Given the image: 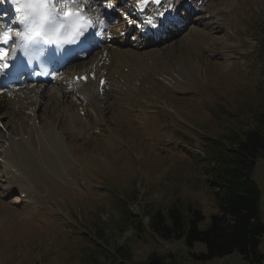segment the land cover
Segmentation results:
<instances>
[{
    "label": "rangeland",
    "instance_id": "374dc122",
    "mask_svg": "<svg viewBox=\"0 0 264 264\" xmlns=\"http://www.w3.org/2000/svg\"><path fill=\"white\" fill-rule=\"evenodd\" d=\"M198 8L170 41L139 53L117 45L131 59L114 58L124 72H110L107 99L90 105L55 86L39 110L46 133L33 122L30 94L1 108L0 264H120L125 251L129 264L153 252L184 264H244L237 251L197 261L190 251L203 244L190 249L150 229L152 216L174 203L186 215L190 205L202 210V226L210 223L219 208L203 137L245 129L264 105V0H203ZM77 109L87 121H76ZM11 138L18 141L5 157L16 175L4 162ZM254 178L264 220V157Z\"/></svg>",
    "mask_w": 264,
    "mask_h": 264
},
{
    "label": "trees",
    "instance_id": "16d2710c",
    "mask_svg": "<svg viewBox=\"0 0 264 264\" xmlns=\"http://www.w3.org/2000/svg\"><path fill=\"white\" fill-rule=\"evenodd\" d=\"M251 121L245 129L228 127L221 136L203 137L205 172L219 208L207 226H202L206 219L202 210L190 205V214L186 215L178 203L171 205L167 213L157 211L150 220V229L164 238L182 239L190 249L196 243L203 244L201 252L190 251L197 261L237 251L244 264H264L262 192L254 178L257 161L264 157V105L253 113ZM99 235L103 238L101 231ZM129 252L123 253L126 261L120 264H129ZM145 264L184 263L153 252Z\"/></svg>",
    "mask_w": 264,
    "mask_h": 264
},
{
    "label": "snow or ice",
    "instance_id": "6c2138e0",
    "mask_svg": "<svg viewBox=\"0 0 264 264\" xmlns=\"http://www.w3.org/2000/svg\"><path fill=\"white\" fill-rule=\"evenodd\" d=\"M11 3L17 13L15 23L19 26L6 25L0 30V73L14 67L12 61L17 59V53L26 58L25 64H31L52 46V55H55L68 46L88 44L96 35H111L107 32L106 20L99 13L93 14V0H11ZM179 3L180 0H137L141 11L149 4L155 7L140 21L122 15L128 24L157 29V33H153L156 35L179 23L172 15ZM104 6L115 7L111 0H104ZM78 79L87 80V77Z\"/></svg>",
    "mask_w": 264,
    "mask_h": 264
},
{
    "label": "bare ground",
    "instance_id": "6f19581e",
    "mask_svg": "<svg viewBox=\"0 0 264 264\" xmlns=\"http://www.w3.org/2000/svg\"><path fill=\"white\" fill-rule=\"evenodd\" d=\"M193 1L195 0H180V3L177 5L178 7L182 6V5H189L190 3H192ZM155 6L152 5L151 8H154ZM222 16V15H221ZM126 34V33H125ZM120 49L122 48L123 51H125L124 47H119ZM107 49L108 51H102L101 54H99V56L91 63H87L83 66H79V67H76L73 71H72V76H71V81L68 83V86L75 89L76 91H78L79 93H81L83 96H84V99H87L88 100V103L91 105L93 104L94 102L98 101V100H101L102 98L104 99H107V95H108V91L105 90L103 94H101L100 90H99V81H100V78L102 76L105 75V71L106 69L108 70V72H116L117 70V61H115V64H112V62H114V58H116L117 60L122 61L125 60L126 58H128L130 56V50L128 51L129 53L127 54L128 56H124V55H121V53H123V51L121 50V53H117L115 52L116 49H118V47L116 45H108L107 46ZM131 49V48H130ZM138 52L137 50H134L132 49L131 52ZM127 53V52H126ZM139 53V52H138ZM125 54V53H124ZM139 55V54H138ZM132 58L134 57V55H131ZM137 57V56H136ZM139 57V56H138ZM129 59H131L129 57ZM118 61V62H119ZM126 61V60H125ZM124 61V63H125ZM128 61V60H127ZM97 62V63H96ZM122 63V62H121ZM129 64V61L125 64L127 65ZM119 69V68H118ZM95 72L96 73V78L93 79V78H89L88 81L86 82H75L74 81V76L76 73H79V74H82L84 72ZM121 73L120 74H123V70L122 68L120 69ZM108 80L109 77H107ZM108 81H107V84L106 86L108 85ZM55 88V85L54 86H36V87H32V86H28L24 89H20L19 91H11L10 93L11 94H14V97H9L8 96V93H5V92H0V110L1 108L9 103L11 105L10 102H14V99L15 97H17L19 100L21 99V96H23L22 94H24L25 96H27L28 94H30L28 97H30V99L34 98V104L32 107H30L29 109H31V111L34 113V123H35V126L37 128L38 131H40L39 134H43V132L46 133V128L44 127H40V123H37L36 122V119H40V114H39V110L43 109L44 105H45V102L44 99H45V95H52L51 92L52 90ZM66 88L67 87H63V90L64 92L66 93ZM64 93V94H65ZM103 95V96H102ZM43 102V103H42ZM8 104V105H9ZM40 104V105H39ZM9 105V107L3 109L2 110H6L8 108H10L11 106ZM13 106V105H12ZM82 109H85V107H83ZM74 113V116L76 117V113L78 112L81 116H83L80 112L79 109H77L76 111H72ZM73 113L71 115H73ZM2 117V116H1ZM3 119V118H2ZM78 119V118H77ZM1 120V119H0ZM76 121H87V118L86 116H83L80 120H76ZM53 126V125H52ZM51 127L47 128L50 130ZM51 133H53V130H50ZM54 135V134H53ZM51 134V136H53ZM56 136V135H55ZM13 141H18L14 138H11L10 139V143H9V146L4 150V162L6 163V157H5V152L6 150L10 147V145L12 144ZM22 141V140H21ZM13 146V145H12ZM26 146V145H25ZM15 147L12 149V151H14ZM8 154V153H7ZM7 158L8 160H12L13 159V154H8L7 155ZM17 161V160H16ZM6 165L8 166V164L6 163ZM13 166H8L12 171H14V175H16L17 170H16V162L12 164ZM26 177H23V181L25 183L26 180L24 179ZM22 181V182H23ZM22 186V184H21Z\"/></svg>",
    "mask_w": 264,
    "mask_h": 264
}]
</instances>
